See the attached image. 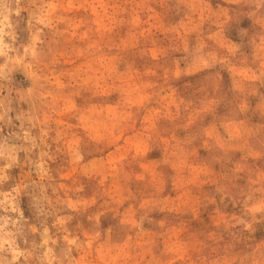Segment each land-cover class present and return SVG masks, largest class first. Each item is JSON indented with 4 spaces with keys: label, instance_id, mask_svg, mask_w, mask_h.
I'll list each match as a JSON object with an SVG mask.
<instances>
[{
    "label": "rangeland",
    "instance_id": "obj_1",
    "mask_svg": "<svg viewBox=\"0 0 264 264\" xmlns=\"http://www.w3.org/2000/svg\"><path fill=\"white\" fill-rule=\"evenodd\" d=\"M0 264H264V0H0Z\"/></svg>",
    "mask_w": 264,
    "mask_h": 264
}]
</instances>
